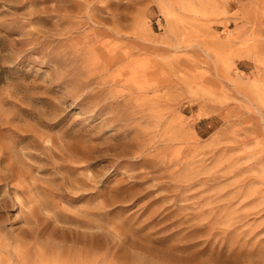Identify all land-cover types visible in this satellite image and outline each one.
Wrapping results in <instances>:
<instances>
[{"label":"rangeland","instance_id":"rangeland-1","mask_svg":"<svg viewBox=\"0 0 264 264\" xmlns=\"http://www.w3.org/2000/svg\"><path fill=\"white\" fill-rule=\"evenodd\" d=\"M0 264H264V0H0Z\"/></svg>","mask_w":264,"mask_h":264},{"label":"bare ground","instance_id":"bare-ground-1","mask_svg":"<svg viewBox=\"0 0 264 264\" xmlns=\"http://www.w3.org/2000/svg\"><path fill=\"white\" fill-rule=\"evenodd\" d=\"M14 175V174H13ZM2 177V176H1ZM7 179V178H6ZM3 202V201H2Z\"/></svg>","mask_w":264,"mask_h":264}]
</instances>
